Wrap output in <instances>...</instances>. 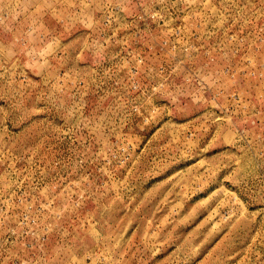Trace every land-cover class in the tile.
Returning <instances> with one entry per match:
<instances>
[{
    "label": "rangeland",
    "instance_id": "374dc122",
    "mask_svg": "<svg viewBox=\"0 0 264 264\" xmlns=\"http://www.w3.org/2000/svg\"><path fill=\"white\" fill-rule=\"evenodd\" d=\"M0 264H264V0H0Z\"/></svg>",
    "mask_w": 264,
    "mask_h": 264
}]
</instances>
